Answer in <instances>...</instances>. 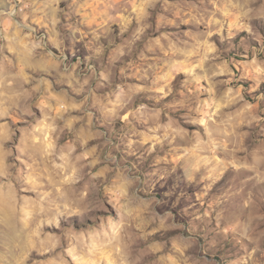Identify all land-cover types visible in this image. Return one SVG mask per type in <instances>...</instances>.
Here are the masks:
<instances>
[{
  "label": "rangeland",
  "instance_id": "obj_1",
  "mask_svg": "<svg viewBox=\"0 0 264 264\" xmlns=\"http://www.w3.org/2000/svg\"><path fill=\"white\" fill-rule=\"evenodd\" d=\"M0 264H264V0H0Z\"/></svg>",
  "mask_w": 264,
  "mask_h": 264
},
{
  "label": "bare ground",
  "instance_id": "obj_2",
  "mask_svg": "<svg viewBox=\"0 0 264 264\" xmlns=\"http://www.w3.org/2000/svg\"><path fill=\"white\" fill-rule=\"evenodd\" d=\"M29 60H30V59H29ZM28 62H29V61H28ZM20 63H21V62H20ZM35 63H37V62H35ZM38 63H39V62H38ZM55 63H56V62H55ZM42 64H43V63H42ZM39 65H40V64H39ZM23 66H24V65H23ZM31 66H32V65H31ZM40 66H41V65H40ZM40 66H39V67H40ZM39 67H38V68H39ZM9 87H10V86H9ZM7 105H8V104H7ZM13 229H14V228H13ZM31 237H32V236H31ZM14 241H15V240H14ZM14 241H13V242H14ZM19 241H20V240H19ZM28 242H29V241H28ZM16 244H17V243H16ZM18 246H19V244H18ZM21 246H22V245H21ZM15 247H16V246H15ZM11 248H12V247H11ZM11 253H12V252H11ZM12 254H13V253H12Z\"/></svg>",
  "mask_w": 264,
  "mask_h": 264
}]
</instances>
